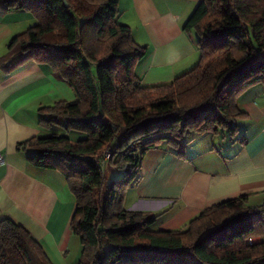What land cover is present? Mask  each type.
I'll return each mask as SVG.
<instances>
[{"label":"trees","instance_id":"1","mask_svg":"<svg viewBox=\"0 0 264 264\" xmlns=\"http://www.w3.org/2000/svg\"><path fill=\"white\" fill-rule=\"evenodd\" d=\"M0 4L37 21L11 39L2 66L34 59L75 93L41 107L39 122L52 133L21 141L17 150L65 176L77 203L71 221L82 243L77 264H264V241H251L264 233V203L251 206L248 194L209 206L181 229L155 230L159 215L124 206L148 150L167 143L183 155L195 136H237V122L247 115L239 96L264 86V0H201L185 24L197 34L199 62L155 85L135 74L148 48L119 21V0ZM106 148L111 155L101 164ZM107 166L122 171L121 179L108 180ZM0 264L54 263L26 226L6 217Z\"/></svg>","mask_w":264,"mask_h":264},{"label":"crops","instance_id":"2","mask_svg":"<svg viewBox=\"0 0 264 264\" xmlns=\"http://www.w3.org/2000/svg\"><path fill=\"white\" fill-rule=\"evenodd\" d=\"M201 0H119V21L134 40L146 45L135 74L144 85L168 83L197 65V34L185 24ZM26 10L0 4V60L11 39L36 23ZM75 93L48 65L34 59L16 68L0 63V220L9 217L26 226L54 264H77L82 243L72 231L76 198L65 176L36 167L19 142L52 133L40 120V108L73 100ZM247 114L238 134L195 136L183 155L167 143L148 150L140 181L130 187L124 206L159 215L153 228H184L201 211L226 199L248 194L249 204L264 203V86L254 85L238 98ZM72 136L77 138L78 133ZM113 170V169H112ZM264 241V233L251 238Z\"/></svg>","mask_w":264,"mask_h":264},{"label":"rangeland","instance_id":"3","mask_svg":"<svg viewBox=\"0 0 264 264\" xmlns=\"http://www.w3.org/2000/svg\"><path fill=\"white\" fill-rule=\"evenodd\" d=\"M60 133H62V130H59ZM106 172L108 175V180H116V179H121V177L123 176V172L119 171V170H112V168L110 166H107L106 168Z\"/></svg>","mask_w":264,"mask_h":264},{"label":"built area","instance_id":"4","mask_svg":"<svg viewBox=\"0 0 264 264\" xmlns=\"http://www.w3.org/2000/svg\"><path fill=\"white\" fill-rule=\"evenodd\" d=\"M102 159L100 160L101 164H104L105 160L108 159L110 157V151L106 148L102 154ZM5 162V155L0 152V163Z\"/></svg>","mask_w":264,"mask_h":264}]
</instances>
